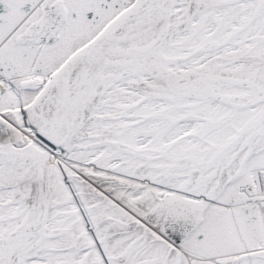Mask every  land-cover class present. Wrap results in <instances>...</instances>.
<instances>
[{
    "label": "snow or ice",
    "instance_id": "6c2138e0",
    "mask_svg": "<svg viewBox=\"0 0 264 264\" xmlns=\"http://www.w3.org/2000/svg\"><path fill=\"white\" fill-rule=\"evenodd\" d=\"M0 264H264V0H0Z\"/></svg>",
    "mask_w": 264,
    "mask_h": 264
}]
</instances>
